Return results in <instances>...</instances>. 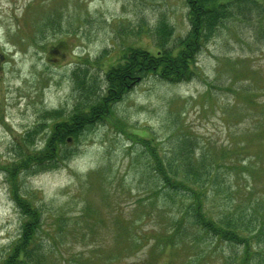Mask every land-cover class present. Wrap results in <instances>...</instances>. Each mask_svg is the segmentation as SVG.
I'll use <instances>...</instances> for the list:
<instances>
[{"label":"rangeland","instance_id":"374dc122","mask_svg":"<svg viewBox=\"0 0 264 264\" xmlns=\"http://www.w3.org/2000/svg\"><path fill=\"white\" fill-rule=\"evenodd\" d=\"M187 11L185 0H0V258L24 218L2 169L24 149L22 137L44 110L69 114L79 95L73 70L101 88L128 45L159 49V21L171 27L167 46L184 36ZM261 30L253 12L220 19L189 78L142 76L112 104L110 118L62 143L67 158L56 167L20 173L18 194L41 214L44 264H264ZM47 133L35 135L34 148L43 147ZM145 142L167 157L190 144L208 159L222 156L203 203L215 220L240 215L242 243L221 244L214 235L197 243L189 234L187 252L152 246L173 211L154 196ZM140 232L145 237L130 250L128 236Z\"/></svg>","mask_w":264,"mask_h":264},{"label":"trees","instance_id":"16d2710c","mask_svg":"<svg viewBox=\"0 0 264 264\" xmlns=\"http://www.w3.org/2000/svg\"><path fill=\"white\" fill-rule=\"evenodd\" d=\"M185 2L188 7L190 29L184 36L179 37L175 44L171 47L166 45L171 27L161 20L157 27L159 49L152 53L147 49L128 45L122 50L118 62L104 72L101 88L95 82L86 84L73 70L71 74L78 82L76 89L79 90V95L73 102L69 114L65 115L67 112L62 108L44 110L40 114L41 122L22 137L24 140L21 144L24 149L16 145L21 151L19 156L15 158L14 155V160L10 159L2 169L7 174L12 187V197L24 218L19 235L9 244L6 254L0 258V264H44L47 259V257L43 259L46 248L40 243L38 235L42 223L41 214L34 204L18 194L19 175L22 171L56 167L61 159L67 158V154L61 155L62 143H65L68 137L77 139L79 134L97 121L110 118L112 104L142 76L154 73L171 81L189 78V75L194 73L191 64L196 53L220 19L245 16L253 12L259 20L260 28L263 29L261 31H264V0H185ZM48 23L50 25L53 20H49ZM44 128L48 133L44 136L43 147L36 149L33 147V138ZM144 146L146 158L144 169L149 170L150 167L154 175L153 183L156 182L152 187L154 196L166 200L163 205L173 211L167 220L168 225L164 227L165 230L153 237L154 248L158 250L160 247L163 250L169 245L187 252L184 243L189 242V234L193 235L197 243H200L203 237L206 240L211 236L212 239V235L217 240L214 242L223 241L234 245L242 243L240 221L238 222L240 215L224 212L215 220L203 203L206 188L211 186L215 188L217 184L219 173H216V168L222 156L214 160L208 159L203 152L196 154L190 144V148L167 157L153 145L145 142ZM176 155L177 158H174ZM153 202L154 200L150 204ZM128 237L130 250L131 247L136 249L145 233L140 232L138 236ZM248 243L245 244L248 246ZM201 256L204 257L206 254L203 253ZM243 260L244 255L241 262Z\"/></svg>","mask_w":264,"mask_h":264}]
</instances>
